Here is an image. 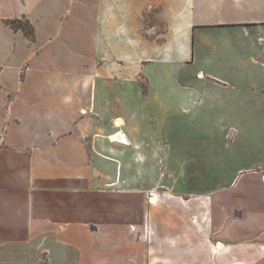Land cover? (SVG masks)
Instances as JSON below:
<instances>
[{
	"label": "crops",
	"instance_id": "crops-1",
	"mask_svg": "<svg viewBox=\"0 0 264 264\" xmlns=\"http://www.w3.org/2000/svg\"><path fill=\"white\" fill-rule=\"evenodd\" d=\"M0 264H264V0H0Z\"/></svg>",
	"mask_w": 264,
	"mask_h": 264
},
{
	"label": "rangeland",
	"instance_id": "rangeland-1",
	"mask_svg": "<svg viewBox=\"0 0 264 264\" xmlns=\"http://www.w3.org/2000/svg\"><path fill=\"white\" fill-rule=\"evenodd\" d=\"M13 4L16 6V2L14 1ZM7 12V11H6ZM8 13V12H7ZM180 131H181V139H180V145H181V148H182V154L187 156L188 154V151H189V148L192 147V141L190 140V136L192 137V127H190V131H189V127L188 126H181L180 127ZM214 145H216L217 147L220 146V141L219 139H215L212 141ZM208 142H205V141H202L200 142L199 144H203V145H206ZM215 146V147H216ZM178 180L182 183L186 182V181H190L191 179V175L189 174H178ZM220 175H216V174H213L211 175L212 179L211 181H216L218 180V177Z\"/></svg>",
	"mask_w": 264,
	"mask_h": 264
},
{
	"label": "trees",
	"instance_id": "trees-1",
	"mask_svg": "<svg viewBox=\"0 0 264 264\" xmlns=\"http://www.w3.org/2000/svg\"><path fill=\"white\" fill-rule=\"evenodd\" d=\"M8 25L13 30H21L28 40L33 41V27L27 20H13Z\"/></svg>",
	"mask_w": 264,
	"mask_h": 264
}]
</instances>
